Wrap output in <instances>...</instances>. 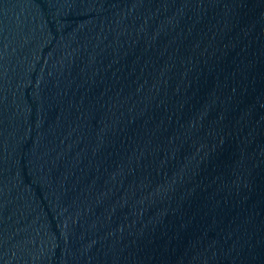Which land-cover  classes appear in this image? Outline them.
I'll list each match as a JSON object with an SVG mask.
<instances>
[{
  "label": "water",
  "instance_id": "water-1",
  "mask_svg": "<svg viewBox=\"0 0 264 264\" xmlns=\"http://www.w3.org/2000/svg\"><path fill=\"white\" fill-rule=\"evenodd\" d=\"M0 264H264V0H0Z\"/></svg>",
  "mask_w": 264,
  "mask_h": 264
}]
</instances>
